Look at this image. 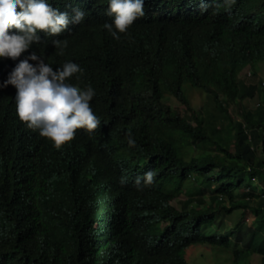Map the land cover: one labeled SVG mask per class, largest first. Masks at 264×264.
<instances>
[{"label": "trees", "instance_id": "trees-1", "mask_svg": "<svg viewBox=\"0 0 264 264\" xmlns=\"http://www.w3.org/2000/svg\"><path fill=\"white\" fill-rule=\"evenodd\" d=\"M46 2L68 13L67 29L38 30L40 42L19 58L0 57V264H190L186 250L197 244L222 250L231 264L253 255L264 264V80L255 79L264 0H203L206 11L202 0H144V16L119 40L102 27L114 20L109 0ZM77 8L85 13L79 24L71 22ZM64 39L60 55L51 42ZM33 51L53 71L79 65L82 74L66 83L95 92L97 129H77L59 149L18 118L17 89L4 86ZM247 67L249 82L239 76ZM198 144L209 151L192 153ZM150 170L153 183L138 191L136 177ZM195 179L217 185L205 206L203 194L180 198ZM241 184L250 196L235 195ZM237 210L236 226L249 212L256 225L204 232Z\"/></svg>", "mask_w": 264, "mask_h": 264}, {"label": "clouds", "instance_id": "clouds-1", "mask_svg": "<svg viewBox=\"0 0 264 264\" xmlns=\"http://www.w3.org/2000/svg\"><path fill=\"white\" fill-rule=\"evenodd\" d=\"M233 0H225L230 7ZM107 15L114 16L112 23L102 27L116 40L118 33H126L138 17L144 16V0H109ZM208 5L201 2V11ZM219 7V5H217ZM71 22L79 24L85 18L80 9H73ZM70 23L67 12L53 8L46 0H0V57L16 60L33 43H39L38 30L48 35L60 34ZM17 32L9 34L10 29ZM55 49L63 55L67 39L53 40ZM37 61L36 65L29 61ZM83 70L73 62H65L56 71L33 51L15 66L4 86L13 85L17 89L15 97L18 118L33 130H39L42 137L48 138L59 149L75 138L77 129H86L89 133L97 129L100 121L93 114L89 102L95 95L91 86L81 90L78 86L66 83V79ZM79 79V77H77ZM127 142L135 146V140L129 133ZM155 177L154 171L137 176L135 186L142 190L150 186ZM143 181V185H142ZM121 184L127 182L121 177Z\"/></svg>", "mask_w": 264, "mask_h": 264}, {"label": "rangeland", "instance_id": "rangeland-1", "mask_svg": "<svg viewBox=\"0 0 264 264\" xmlns=\"http://www.w3.org/2000/svg\"><path fill=\"white\" fill-rule=\"evenodd\" d=\"M249 67L242 70L239 74L241 79H244L246 82L250 81V76L247 73ZM258 76L255 78L257 85L264 80V61H260L259 65L257 66ZM260 72V73H259ZM263 83V82H262ZM172 102L178 105L181 108L182 113L192 122L195 123L192 110L188 109L184 103L178 101L174 97L172 98ZM202 105H198L200 107ZM230 112L232 113L233 117L236 119H241L236 106L231 104L229 106ZM199 116H202L201 113H198ZM227 129L232 131L233 129L230 128L229 123H226V130L223 131L224 135V143L228 146L232 145L233 141L230 137L227 136ZM230 133V132H229ZM228 133V135H229ZM192 153H201L209 151L208 147L204 144H198L194 148L190 149ZM255 182V181H253ZM217 185L213 182H202V181H195L187 182V187L183 190L180 198L184 199L185 197H195L198 195L203 194L202 205L205 206L210 202L209 195L214 193ZM263 184H258V195L262 193ZM235 195L237 197H248L250 196V192L247 189V185L241 184L239 185L235 191ZM178 206H180V201L177 200L175 202ZM242 217V210H237L235 213L230 215H221L218 220L212 224H207L203 226L204 232L207 234H214L217 232H226L230 229V227L241 228L245 225L255 226L256 225V218L254 214L250 212L245 216L244 220L241 222L240 225L236 226L238 222L241 220ZM186 259L190 264H231V260L229 259V255L223 252L220 249H214L209 245L205 244H197L190 246L186 250ZM243 264H260V256L253 255L251 259Z\"/></svg>", "mask_w": 264, "mask_h": 264}]
</instances>
